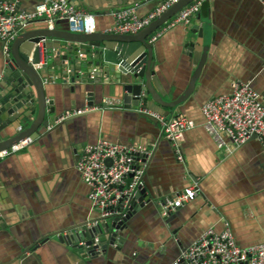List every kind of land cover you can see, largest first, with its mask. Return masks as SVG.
Instances as JSON below:
<instances>
[{
    "label": "crops",
    "instance_id": "1",
    "mask_svg": "<svg viewBox=\"0 0 264 264\" xmlns=\"http://www.w3.org/2000/svg\"><path fill=\"white\" fill-rule=\"evenodd\" d=\"M13 1L25 11L38 2ZM159 1L126 0V5L138 4L136 12L144 15ZM90 3L95 9L91 14L96 31L103 32L113 24L115 10L107 11L109 5L103 0ZM42 25L37 22L28 29ZM192 25L204 29L206 61L193 93L167 117L141 108L100 107L105 97L119 98L114 78H107L104 68L92 66L98 69L92 82H64L57 72L50 76L53 80H49L46 93L53 102L54 113L47 115L52 122L40 136L27 139L24 148L0 158V264H172L203 230L212 227L221 232L224 223L240 247L264 242V156L260 145L252 137L239 147L228 144L217 148L202 128L200 112L208 99L229 94L236 81L249 82L264 100V5L259 0L205 1L188 26L177 25L153 42L155 74L165 100L171 97L168 93L182 94L196 69L185 48L187 40L195 38L190 33ZM54 26L66 29L63 22ZM3 58L0 43V70ZM85 107L98 109L55 123L65 113ZM175 115L194 122L183 134L181 162L157 120ZM90 117L96 118L92 124L86 123ZM99 139L138 145L150 152L142 175V189L149 201L126 220L114 245L98 256L83 257L74 240L61 242L58 238L77 234L86 222L89 227L105 221L92 208L89 189L75 169L80 149ZM197 145L206 159L211 157L212 168L207 173L194 166ZM213 172L222 179L217 180ZM190 186L196 189V197L161 216L164 200Z\"/></svg>",
    "mask_w": 264,
    "mask_h": 264
},
{
    "label": "built area",
    "instance_id": "2",
    "mask_svg": "<svg viewBox=\"0 0 264 264\" xmlns=\"http://www.w3.org/2000/svg\"><path fill=\"white\" fill-rule=\"evenodd\" d=\"M177 1L161 0L144 15L136 12L138 4L121 7L114 11L113 24L103 33L136 34ZM205 1L209 0H194L183 7L149 37L148 43L152 44L165 31L177 25L188 26ZM259 1L264 5V0ZM58 21L63 22L70 33L88 34L96 31L94 16L70 5L68 0H38L31 11L18 8L13 0H0V43L3 56L8 57L11 43L31 25L40 22L51 30ZM36 45L39 47L40 42ZM77 57H85L83 49L77 51ZM85 74L77 71L73 76L72 70L68 68L66 76L62 78L64 82H78L80 79L92 82L98 77V69L92 67ZM120 105L118 99L105 97L100 107L117 109ZM96 109L98 107L73 110L57 118L55 123L65 117L82 115ZM200 112L202 128L217 148L227 147L228 144L239 147L253 137L264 156V100L249 82H233L229 94L208 99L202 104ZM157 120L176 160L181 162L180 144L184 132L194 127L193 120L182 115L166 121L162 118ZM27 144V139L19 141L9 149L0 151V158L21 150ZM138 155L142 157L135 160ZM149 155L148 150L138 145H122L104 139L85 144L80 149L75 169L89 189L87 196L92 208L98 211L101 218L117 217L120 220L128 214L132 194L143 188L142 175ZM195 197L196 189L190 186L174 198L165 199L160 207L161 216H167ZM77 244L84 251L88 248L84 241ZM98 244V239L94 238L92 246L96 248ZM94 251L100 252L99 248ZM172 264H264V242L240 247L235 243L228 224L224 223L221 232H216L212 227L203 230Z\"/></svg>",
    "mask_w": 264,
    "mask_h": 264
},
{
    "label": "water",
    "instance_id": "3",
    "mask_svg": "<svg viewBox=\"0 0 264 264\" xmlns=\"http://www.w3.org/2000/svg\"><path fill=\"white\" fill-rule=\"evenodd\" d=\"M68 1L70 5L88 13L95 11L91 8V0ZM103 1L109 5L107 11L126 6V0ZM193 1H177L136 34L99 31L76 34L68 32L67 29H57L55 26L49 30L45 25L19 33L10 45L8 57L3 58L0 70V151L9 149L19 141L40 136L41 130L50 125L52 120L47 115L54 113L53 102L48 99L46 93L50 76L55 72L66 76L65 71L68 68L72 70L73 76L75 72L85 70L86 65L89 66L85 70L86 74L92 66L99 67L100 70L104 68L107 78H114L120 108L147 109L161 117H167L193 93L207 56V47L203 45L204 29L190 26V33L195 38L194 41L187 40L185 48L196 69L182 94L168 93L171 97L167 100L155 74L152 46L147 39ZM39 42L38 47L36 44ZM79 49H83L85 53L83 59L77 57ZM63 50L66 51L65 55L60 54ZM88 59L91 61L88 62ZM140 157L142 155L136 156L135 160ZM148 201L144 189L136 190L131 196L130 210L124 218H102L105 220L103 223L96 222L89 227L86 222L77 234H72L69 238L59 237L58 240H74V247L83 257L98 256L108 245H114L126 220ZM94 238L99 241L96 248H99L100 252L94 251ZM118 239L122 240L119 237ZM79 241H84L88 246L85 251L78 247Z\"/></svg>",
    "mask_w": 264,
    "mask_h": 264
},
{
    "label": "clouds",
    "instance_id": "4",
    "mask_svg": "<svg viewBox=\"0 0 264 264\" xmlns=\"http://www.w3.org/2000/svg\"><path fill=\"white\" fill-rule=\"evenodd\" d=\"M96 120L95 117H90L86 123L88 124H92L94 123ZM16 147H19L16 146ZM199 145L196 146V150H194L193 152V162H194V166H198L202 171L204 172H209V170L212 168V160H211V157L208 156L207 159L205 158L206 157V153L204 152H200L198 149H199ZM229 151H232L231 148H229ZM25 159H30L29 156H25ZM212 175L217 179V180H220L222 179V177L220 175L217 174V172H213Z\"/></svg>",
    "mask_w": 264,
    "mask_h": 264
}]
</instances>
